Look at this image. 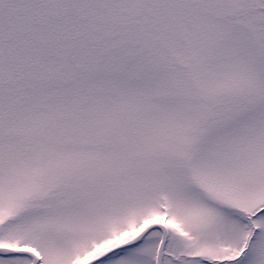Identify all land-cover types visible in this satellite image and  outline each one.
I'll list each match as a JSON object with an SVG mask.
<instances>
[{
    "label": "snow or ice",
    "instance_id": "obj_1",
    "mask_svg": "<svg viewBox=\"0 0 264 264\" xmlns=\"http://www.w3.org/2000/svg\"><path fill=\"white\" fill-rule=\"evenodd\" d=\"M0 264H264V0H0Z\"/></svg>",
    "mask_w": 264,
    "mask_h": 264
}]
</instances>
